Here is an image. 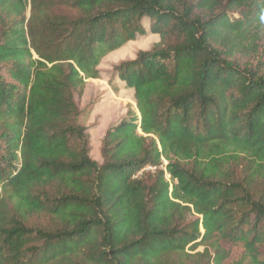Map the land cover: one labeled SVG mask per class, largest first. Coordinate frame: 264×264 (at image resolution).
Instances as JSON below:
<instances>
[{
  "label": "trees",
  "instance_id": "16d2710c",
  "mask_svg": "<svg viewBox=\"0 0 264 264\" xmlns=\"http://www.w3.org/2000/svg\"><path fill=\"white\" fill-rule=\"evenodd\" d=\"M0 264H264V0H0Z\"/></svg>",
  "mask_w": 264,
  "mask_h": 264
},
{
  "label": "rangeland",
  "instance_id": "374dc122",
  "mask_svg": "<svg viewBox=\"0 0 264 264\" xmlns=\"http://www.w3.org/2000/svg\"><path fill=\"white\" fill-rule=\"evenodd\" d=\"M55 12L66 15L70 13L63 8L56 9ZM145 27L148 31L146 36L138 37L135 42L127 44L102 62L101 78L88 81L85 95L79 101L82 111L80 120L88 128L93 159L100 158L101 140L107 130L127 118L130 111L138 112L134 92L122 88L115 91L110 86V80L116 65L134 59L139 51L150 50L159 41V37L150 32L148 21L145 22ZM115 85L119 86L121 83L116 81ZM203 250L204 248H199L198 251Z\"/></svg>",
  "mask_w": 264,
  "mask_h": 264
}]
</instances>
